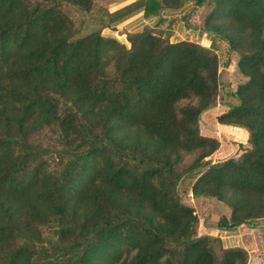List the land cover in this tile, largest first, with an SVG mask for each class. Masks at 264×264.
I'll list each match as a JSON object with an SVG mask.
<instances>
[{"label": "trees", "instance_id": "16d2710c", "mask_svg": "<svg viewBox=\"0 0 264 264\" xmlns=\"http://www.w3.org/2000/svg\"><path fill=\"white\" fill-rule=\"evenodd\" d=\"M188 3L185 26L224 41L247 78L216 117L247 133L237 158L211 162L219 143L198 132L216 105L213 43L144 27L126 49L100 30L75 37L63 7L92 0H0V264H246L197 235L178 188L192 177V198L230 209L216 230L264 219V0H143L110 23Z\"/></svg>", "mask_w": 264, "mask_h": 264}, {"label": "rangeland", "instance_id": "374dc122", "mask_svg": "<svg viewBox=\"0 0 264 264\" xmlns=\"http://www.w3.org/2000/svg\"><path fill=\"white\" fill-rule=\"evenodd\" d=\"M92 2L93 6L89 12L86 13L70 5L63 7L64 14L73 24L75 37H81L89 32L100 30V35L102 37L109 38L107 37L109 35L112 39L117 40L118 43L124 45L125 48L128 49L129 44L126 42L127 32H125L127 26H124L122 29L109 27L112 25L109 16L117 10L119 11L120 8L118 7L121 6V0H92ZM190 6L191 4L188 3V7ZM208 10L209 8H198L189 18L190 23L200 28L202 26V20L207 15ZM179 11L180 12L173 15V20H163L162 27H165L161 34H159V30L154 28L152 32L154 35L159 34L161 38H167L171 44L175 39H179V37L202 47H210L211 43H213L212 50L217 57L218 92L216 105L202 113L199 119L198 132L201 136L213 138L219 143L218 149L208 157L211 162H221L229 158H237L242 150L249 147L247 143V133L239 128L246 134V139L240 138V136L235 134L236 130L230 128L232 126L218 124L216 122V117L226 110V106L235 104V99L232 96L233 93L239 85L247 81V78L244 77L237 68L238 55L233 51H229L224 41L218 40L206 33L199 36L197 35L198 31L188 29L182 19L186 17V13L189 11L187 8ZM175 21L180 22L184 27L180 32H177V29L171 28ZM42 135H49V133H44ZM239 146L241 148H239ZM192 157L193 156H189L185 160V164H189ZM193 179L192 177L186 179L178 188L179 193L183 194L182 202L191 207L194 211L197 218V235H208L217 238L222 248H224V246L227 245L226 241H234L235 238L228 240L222 239V237L227 236V234L224 233L227 231L216 230L215 226L220 223L222 219L229 217L230 209L214 199L203 197L192 198L190 186ZM243 228L246 230H243ZM238 229H240V234H242V241L241 243L239 241L238 244H243V249L246 251V264H264V219L256 221L253 228L241 226L238 227ZM219 237L222 240H220Z\"/></svg>", "mask_w": 264, "mask_h": 264}, {"label": "crops", "instance_id": "0c3cea01", "mask_svg": "<svg viewBox=\"0 0 264 264\" xmlns=\"http://www.w3.org/2000/svg\"><path fill=\"white\" fill-rule=\"evenodd\" d=\"M142 1L143 0H121V2H120L121 6L118 7V8H120L119 10H121V9L129 7V6H131V5L135 4V3H141ZM184 8H187V10H189L191 7H188V4H185L182 9H184ZM182 9H180V10H182ZM175 12H177V11L173 10V9H162V10H160L157 13V15L151 16L150 18H146L143 15L142 7H139L137 10H135V11L125 15L124 17H122L119 21L111 23L112 25L109 26V27H114V29H117V28L122 29V28H124V26H127L125 28V32H127V34L141 31L144 27H150L152 29L154 28L156 30H160V29L163 30V28L165 27L164 25H163L164 27H162L163 22H162V24L157 25V23H159V19L160 20H164V19L165 20H173L174 19L173 15H174ZM171 28L177 29V32L178 31L180 32L181 29L184 28V27H183V25L180 22L175 21L174 24L171 26ZM173 29H172V31H173ZM202 34H204V33H202ZM202 34L198 33L197 35L201 36ZM107 37L111 38V36H109V35ZM182 41H187V40L182 39V38L179 37V39H175L173 41V43L182 42ZM230 128L236 130L235 134L237 136H240V138H242V139H244V138L246 139V137H245L246 134H245L244 131L240 130L239 128H235V127H230ZM240 144H242V143H240ZM240 229L237 228V229L232 230V231L224 232L225 234H227V236L226 237H222V239L228 240V239H234L235 238L234 241L233 240L226 241L227 245L224 244L225 245L224 248L239 247V248L243 249V244H241V245L238 244L239 241H240V243L242 241V239H241L242 238V236H241L242 234H240V232H241ZM243 230H246V229L243 228ZM247 231H249V230H247ZM210 235H212V234H210ZM222 239L220 238V240H222Z\"/></svg>", "mask_w": 264, "mask_h": 264}, {"label": "built area", "instance_id": "2783aa9c", "mask_svg": "<svg viewBox=\"0 0 264 264\" xmlns=\"http://www.w3.org/2000/svg\"><path fill=\"white\" fill-rule=\"evenodd\" d=\"M177 12H180V11H177ZM177 12H175L174 15H175Z\"/></svg>", "mask_w": 264, "mask_h": 264}]
</instances>
